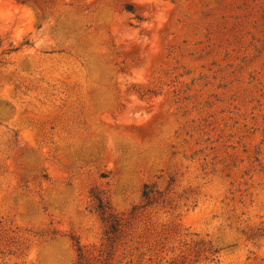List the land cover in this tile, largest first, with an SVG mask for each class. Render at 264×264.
<instances>
[{"label":"rangeland","instance_id":"1","mask_svg":"<svg viewBox=\"0 0 264 264\" xmlns=\"http://www.w3.org/2000/svg\"><path fill=\"white\" fill-rule=\"evenodd\" d=\"M0 264H264V0H0Z\"/></svg>","mask_w":264,"mask_h":264},{"label":"trees","instance_id":"2","mask_svg":"<svg viewBox=\"0 0 264 264\" xmlns=\"http://www.w3.org/2000/svg\"><path fill=\"white\" fill-rule=\"evenodd\" d=\"M152 190L150 186L144 185L142 190V196L145 199H149ZM94 199V211L99 215V217L106 223L109 232L114 233L118 226V218L110 212L109 202L103 198L99 193H92ZM79 249V248H78Z\"/></svg>","mask_w":264,"mask_h":264}]
</instances>
